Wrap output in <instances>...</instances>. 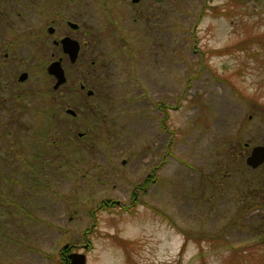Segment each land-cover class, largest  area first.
<instances>
[{
  "label": "rangeland",
  "instance_id": "374dc122",
  "mask_svg": "<svg viewBox=\"0 0 264 264\" xmlns=\"http://www.w3.org/2000/svg\"><path fill=\"white\" fill-rule=\"evenodd\" d=\"M254 38L264 0H0V264H264Z\"/></svg>",
  "mask_w": 264,
  "mask_h": 264
},
{
  "label": "water",
  "instance_id": "95a60500",
  "mask_svg": "<svg viewBox=\"0 0 264 264\" xmlns=\"http://www.w3.org/2000/svg\"><path fill=\"white\" fill-rule=\"evenodd\" d=\"M132 1L136 2L137 0H132ZM157 1H161V0H157ZM68 24L72 28H77V25L74 23L69 22ZM48 32L52 33L53 28L49 27ZM54 43H60L63 52L68 55L71 63H74L76 61L80 49V43L76 39L66 35L60 38L59 41L54 40ZM46 71L48 74L52 75L55 79L53 88H57L66 81L64 69L61 64V58L50 62L46 67ZM26 76L27 73L22 72L19 75L18 79L24 80ZM88 93L91 94V91H89ZM67 112L70 113L71 115H75V112L71 109H67ZM263 162H264V146L257 145L253 147L251 154L248 155V157L246 158V163L250 165L252 168H256ZM68 258L70 259V264H84L86 256L83 253L71 252L69 253Z\"/></svg>",
  "mask_w": 264,
  "mask_h": 264
},
{
  "label": "trees",
  "instance_id": "16d2710c",
  "mask_svg": "<svg viewBox=\"0 0 264 264\" xmlns=\"http://www.w3.org/2000/svg\"><path fill=\"white\" fill-rule=\"evenodd\" d=\"M250 41H252V40H245V42L246 43H244V41H243V44L241 45H239V46H237L238 47V50H243V49H245V46H247L248 45V43H250ZM252 42H256V43H259V44H263L264 45V43H260V42H262V40L260 39L259 40V38L258 39H256V38H254V40L252 41ZM252 54H254V53H252ZM159 107L162 109H164V111H166V109H167V107L166 106H162V105H159ZM165 122H167V119H166V117H164V121H163V123L165 124ZM167 124H165V126H166ZM164 128H166V129H168V127L166 126V127H164ZM169 130V129H168ZM152 181H150V180H147V182H146V186L145 187H147L150 183H151ZM102 207H108V206H106V205H103ZM67 252H68V250H67V248L66 247H64L63 249H62V251L59 253V257H58V259H57V261H54V263H56V264H68V260L67 259H65V257L67 256L66 254H67Z\"/></svg>",
  "mask_w": 264,
  "mask_h": 264
},
{
  "label": "flooded vegetation",
  "instance_id": "af4514ba",
  "mask_svg": "<svg viewBox=\"0 0 264 264\" xmlns=\"http://www.w3.org/2000/svg\"><path fill=\"white\" fill-rule=\"evenodd\" d=\"M79 50H80V49H79ZM19 75H20V74H19ZM18 77H19V76H18ZM18 77H17V80H18V81H23V80H19ZM246 145H247V144H246ZM257 145H261V146H262L263 144H255V145H252V146H251V149H250V154H251V152H252L253 147H255V146H257ZM250 154H249V155H250ZM263 163H264V162H263ZM263 163H262V164H263ZM262 164H261V165H262ZM261 165H259V166H261ZM259 166H258V167H259ZM258 167H257V168H258ZM252 169H256V168H252ZM88 245H89L88 242H86V243L83 245V248H85L87 251H88V249H89V246H88ZM68 248H69V247H67L68 252H67V254H66L67 256L65 257V259H67V260H68V264H70V261H69V259H68V254L72 252V249H68ZM81 250H83V249H81ZM74 252H78V251H74ZM86 261H87V259L85 258V262H84V264H86Z\"/></svg>",
  "mask_w": 264,
  "mask_h": 264
}]
</instances>
